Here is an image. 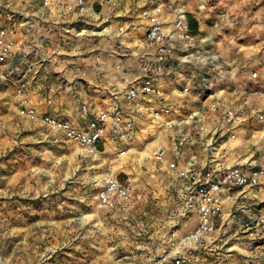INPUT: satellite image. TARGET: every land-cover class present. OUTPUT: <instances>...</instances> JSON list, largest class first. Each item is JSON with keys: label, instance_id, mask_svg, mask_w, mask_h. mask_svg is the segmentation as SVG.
Returning <instances> with one entry per match:
<instances>
[{"label": "crops", "instance_id": "obj_1", "mask_svg": "<svg viewBox=\"0 0 264 264\" xmlns=\"http://www.w3.org/2000/svg\"><path fill=\"white\" fill-rule=\"evenodd\" d=\"M3 1L18 14L15 38L20 46L25 44L19 54L26 56L24 59L32 65L28 97L39 114L49 113L78 129H85L88 121L101 112L121 114L133 124L128 131L130 137L122 146L111 140L114 134L109 123L94 153L81 148L89 155L85 174L98 185L97 191L107 178L118 179L120 173L133 185V196L128 202L113 200L109 206H101L96 192L90 203L93 212L96 210L93 215L100 221V235L107 238L115 229L114 246L123 250V258L138 264V250L151 255L161 248V234L172 224L165 212L177 209L181 186L176 171L169 170L168 163H175L179 170L201 169L209 157L215 159L217 168L233 165L249 168L259 163L264 150V128L245 122L237 129L236 139L224 137L215 143L225 127L219 115L210 112V107L219 103L226 107L264 109V88L252 81L256 86L251 90L248 77L254 70L264 72V0H189L184 5L189 27L190 20L196 23L195 30L190 27V31L199 43L211 45L215 32L222 30H227L230 36L228 40L218 37L220 45L222 39L227 41L226 47L216 54L224 65L218 74L213 68L207 69L208 76L215 79L208 98L199 94L195 65L177 66L173 60L164 66L165 76L157 83L162 90L160 100L174 106L175 112L163 121L152 119L148 113L149 100L152 101L149 96L140 95L133 102L125 100L126 90L137 86L146 75L148 59L153 56V47L139 28L146 25L142 13L151 7L153 0H85V12L81 16L60 13V9L48 11L41 0ZM24 20L31 23L33 38L45 40L42 44L26 45L28 26ZM162 20L165 28H172L171 12H164ZM178 48L174 51L175 59L183 55ZM187 85L190 92L184 93L182 89ZM6 94L18 107V98L11 87ZM176 109H181V115ZM197 112L204 121V133L197 132L193 124L179 122ZM166 120L180 125L168 128ZM35 121L56 137L39 118ZM121 147L126 149L123 155L118 154ZM109 157L115 158L117 171L107 174ZM130 162L139 170L132 181L128 177L134 170L129 168ZM143 168L146 171L141 174ZM243 192L239 197L236 191L223 199L221 233L228 242V253L208 254L207 261L200 264H264V252L249 244L239 225L240 205L261 200L262 190ZM87 198L81 195L76 199ZM107 215L114 225H107Z\"/></svg>", "mask_w": 264, "mask_h": 264}, {"label": "built area", "instance_id": "obj_2", "mask_svg": "<svg viewBox=\"0 0 264 264\" xmlns=\"http://www.w3.org/2000/svg\"><path fill=\"white\" fill-rule=\"evenodd\" d=\"M189 0H153L151 7L142 13L147 23L143 27L146 42L153 47V56L148 59L146 75L139 79L137 86L129 87L125 92L127 102L135 101L138 96H149L148 113L154 120L163 121L170 117L174 106L162 104V90L157 86L159 79L165 76L164 66L175 60L177 66L195 65L197 84L200 95L208 98L214 89L212 77L208 76L207 69L213 68L221 73L224 63L220 62L215 52L200 43L192 35L184 5ZM0 0V89L12 88L18 98L19 116L28 119H40L41 122L59 138L68 140L88 153L96 151V144L105 134L106 127H113V143L124 142L129 139L128 131L133 124L127 121L121 114L109 115L106 112L99 113L88 121L85 129H78L70 122L53 116L49 113L39 114L29 99V75L32 73V65L20 55V46L15 38V21L17 12L11 9L9 3ZM6 2V1H5ZM41 5L48 11L60 9L67 14L77 13L80 16L85 12V0H41ZM63 9V10H62ZM164 12L173 14L172 28H165L162 15ZM26 45L32 47L42 44L39 37L31 36V23L24 20ZM68 32V31H65ZM175 45L183 55L174 58ZM30 47V46H29ZM177 51V50H176ZM21 56V58H20ZM193 68V67H192ZM253 82L259 83L264 88V72L251 71L248 75ZM213 79V80H212ZM182 91L189 93V86H184ZM48 104H50L48 102ZM181 109L176 113L181 115ZM210 112L218 114L220 122L224 125V131L220 132L218 140L222 138L236 139V131L245 122H253L264 128V109L257 107H226L221 104H213ZM190 120V121H189ZM180 123L193 124L197 132L206 130L201 113H193L191 117ZM165 125L172 128L180 123L166 120ZM128 133V134H127ZM123 143V144H122ZM122 148V147H121ZM216 145L212 147L214 151ZM126 149H119L118 154L123 155ZM159 161H163L160 157ZM259 163L249 168L238 165L217 168L215 159L209 160L201 169H177L175 163H168V169L176 171V177L180 181L179 193L176 199L177 209L165 212L172 224L168 230L161 234V248L157 253L145 255L142 250L136 252L138 264H200L207 261V255L225 251L228 253L227 241L221 233L222 205L224 197H231L237 191V197L244 190H262V199L253 204L240 205V228L249 244L260 248L264 252V150L260 153ZM133 185L129 181L121 182L117 178H107L97 191V199L101 206H109L111 201L128 202L133 196ZM170 213V214H169ZM184 223V225H182ZM184 226L187 228L184 229Z\"/></svg>", "mask_w": 264, "mask_h": 264}, {"label": "rangeland", "instance_id": "obj_3", "mask_svg": "<svg viewBox=\"0 0 264 264\" xmlns=\"http://www.w3.org/2000/svg\"><path fill=\"white\" fill-rule=\"evenodd\" d=\"M226 31L215 32L205 46L221 52L230 36ZM220 36L226 39L221 45ZM249 84L251 90L256 86ZM8 89H0V264H136L114 246L115 229L107 238L98 231L100 221L90 205L98 185L84 169L89 155L48 134L39 121L17 115ZM113 159L107 174L117 171ZM133 165L130 180L139 171ZM126 179L118 175L119 181ZM81 195L89 198L76 199ZM107 225H114L109 215Z\"/></svg>", "mask_w": 264, "mask_h": 264}, {"label": "trees", "instance_id": "obj_4", "mask_svg": "<svg viewBox=\"0 0 264 264\" xmlns=\"http://www.w3.org/2000/svg\"><path fill=\"white\" fill-rule=\"evenodd\" d=\"M190 27H191V30H195V28H196V23H195V21H192V20H190ZM193 31H191V32H193Z\"/></svg>", "mask_w": 264, "mask_h": 264}]
</instances>
